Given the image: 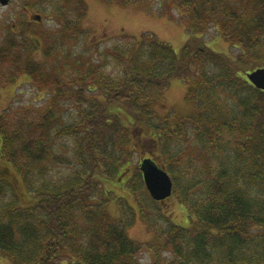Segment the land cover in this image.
<instances>
[{"label": "trees", "instance_id": "16d2710c", "mask_svg": "<svg viewBox=\"0 0 264 264\" xmlns=\"http://www.w3.org/2000/svg\"><path fill=\"white\" fill-rule=\"evenodd\" d=\"M64 1L79 3L80 17L86 10L82 0ZM175 1L190 34L180 51L153 35L124 34L127 42L105 50L114 68L77 60L51 82L55 99L75 105L71 119L52 108L28 136L22 126L8 133L1 124L0 254L11 264H141L144 245L152 264H264V90L247 77L264 67V0ZM66 10L58 7L64 39L76 29ZM211 27L234 54L203 44ZM16 46L0 44L1 65ZM175 77L192 110L162 117L156 106ZM137 128L192 219L187 227L170 223L158 233L163 241L146 244L127 233L136 214L130 203L120 204V216L109 213L114 191L106 187H144L139 163L126 172L139 151ZM67 137L73 150L58 144L56 153L52 142ZM194 143L198 165L189 153Z\"/></svg>", "mask_w": 264, "mask_h": 264}, {"label": "rangeland", "instance_id": "374dc122", "mask_svg": "<svg viewBox=\"0 0 264 264\" xmlns=\"http://www.w3.org/2000/svg\"><path fill=\"white\" fill-rule=\"evenodd\" d=\"M82 1L85 2L83 3L86 12L83 11L81 17L78 16L77 2L10 0L8 4H2L0 1V44H7L12 39L14 44L19 45L15 48L16 54L3 61L4 64H0V116L3 115L4 119H7L0 120V126L4 124L3 127H7L8 133L17 131L22 126L23 133L25 130L28 136L31 123H42L45 113L52 108L55 113L60 111L64 120L71 119L72 113L77 111L75 105L69 104V101L65 102L62 98L55 99L51 88L55 90L56 86L51 82L58 74L67 77L66 71L77 60L106 64L108 68H114L113 58L105 50L117 43L127 42L122 35L129 34L141 39L153 35L169 42L176 51H180L190 37L175 0H139L131 4L105 0ZM33 6L37 8L33 10ZM58 7L67 9L68 18L72 20L73 27H76L73 37L64 39V17L58 14ZM202 40L205 46L214 51L234 54L231 44L219 35L214 27L202 34ZM17 57L18 62L15 61ZM33 72H37L42 78L38 80L37 75L34 78ZM14 75V82H8V78ZM44 78L47 82L43 85L41 81ZM186 92L185 82L179 77L173 78L156 106V113L162 117L171 114L173 117H183L189 114L192 105L186 100ZM122 117L125 118L124 115ZM51 126L53 125H50L46 132ZM135 131L137 139L134 138L133 146L138 143L139 151H136L134 161L126 169L130 175L137 163L140 166L142 158L158 160L147 152L150 147L149 138L142 130L137 128ZM73 141L67 137L52 143L57 144L56 153L61 151L58 148V144H61V147L70 149L67 150L70 154ZM195 143L189 153L197 159L198 165L202 159L197 156ZM50 159L51 157L48 158ZM187 161L188 165L192 163L190 159H185L184 163ZM59 169L65 170L63 166ZM106 187L114 191L112 201L108 205L111 215L120 216L121 203H130L134 207L135 220L128 225L127 233L136 242L146 244L163 241H158V233L172 222L186 227L191 225L192 219L186 206L181 204L174 193L167 200L160 202L150 195L145 184L137 192H131L130 188L120 181H112V184L107 182ZM139 259L141 264H152L153 252L144 245ZM0 264H11V261L1 255Z\"/></svg>", "mask_w": 264, "mask_h": 264}, {"label": "water", "instance_id": "95a60500", "mask_svg": "<svg viewBox=\"0 0 264 264\" xmlns=\"http://www.w3.org/2000/svg\"><path fill=\"white\" fill-rule=\"evenodd\" d=\"M9 0H1L7 4ZM40 17L39 15H37ZM249 80L256 87L264 90V67L247 73ZM144 182L151 196L158 201L165 200L173 193L174 183L168 171L151 158H144L140 164Z\"/></svg>", "mask_w": 264, "mask_h": 264}, {"label": "flooded vegetation", "instance_id": "af4514ba", "mask_svg": "<svg viewBox=\"0 0 264 264\" xmlns=\"http://www.w3.org/2000/svg\"><path fill=\"white\" fill-rule=\"evenodd\" d=\"M0 134H1V133H0ZM0 141H1V140H0ZM1 154H2V153H1V150H0V159L3 158V155H1Z\"/></svg>", "mask_w": 264, "mask_h": 264}]
</instances>
